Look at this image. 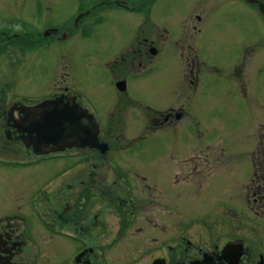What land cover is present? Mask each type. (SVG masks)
I'll return each mask as SVG.
<instances>
[{
  "label": "rangeland",
  "instance_id": "374dc122",
  "mask_svg": "<svg viewBox=\"0 0 264 264\" xmlns=\"http://www.w3.org/2000/svg\"><path fill=\"white\" fill-rule=\"evenodd\" d=\"M17 1L23 6L15 0H0V21L6 19L7 26L19 29L28 23L41 30L64 26L70 30L49 50L34 47L37 53L25 52L26 58L34 57L33 62H6L0 55V92H6V101L35 102L66 85L81 95L82 106L102 124H109L104 134L111 126L114 146L104 159L72 150L66 151L71 154L67 158H72L49 163H26L28 158L21 152L0 153V233L11 231L12 237L20 233L24 240L14 259L27 264H83V259L76 257L84 247L93 250L89 255L95 264H150L151 257L169 255L167 250L170 255L172 251L177 254L181 249V238L175 235L177 241L172 243L175 240L167 236L183 231L194 238H221L227 218L232 224L247 221L243 234L250 244L256 237L264 241V213H259L251 196L247 199L245 195L246 200L240 195L250 184L254 160L261 161L264 169V17L256 6L244 0H151L145 6L149 17L143 8L145 0H131L129 5L141 9L104 11L90 20L94 27L87 29L83 15L78 17L83 0ZM122 2L118 0L117 5ZM196 15L203 18L198 23L200 32L192 27ZM140 28H159L160 32L166 28L169 33H162L163 51L136 85L134 82V97L149 101L171 95L186 68L177 47L186 48L193 37L199 58L214 61L201 67L192 100L183 96L187 111L179 120L177 135L166 129L144 138L145 114L133 109L134 105L127 106L121 117L109 115L112 108L114 113L122 111L115 102L114 79L106 62L125 51ZM177 39L178 46L174 44ZM256 40L260 44L257 52L248 56L250 81L247 94H243L228 76L240 61L239 53L246 46L255 47ZM176 156L178 163L173 159ZM115 166L124 172V179L116 178ZM89 170L94 172L88 185L103 181V187L110 188L113 195L104 200L90 198L88 191H95L94 186L88 190L87 183H81V189L88 190L83 191V201L79 198L74 207L67 206L72 213L65 221L53 222L52 208L43 206V194L54 196L63 191L70 204L79 189L77 179ZM63 171L68 173L63 175ZM174 171H183L184 176L177 177ZM126 181L134 196L135 206L128 205L127 210L134 209L129 215L132 218L113 201L118 196L130 198L125 193ZM69 182L70 190L66 187ZM151 198L154 204L147 206ZM13 214L26 220L5 219ZM209 219L213 226L206 227ZM45 220L51 230L46 229ZM124 220L131 222L125 225ZM150 249L154 252L147 255Z\"/></svg>",
  "mask_w": 264,
  "mask_h": 264
},
{
  "label": "flooded vegetation",
  "instance_id": "af4514ba",
  "mask_svg": "<svg viewBox=\"0 0 264 264\" xmlns=\"http://www.w3.org/2000/svg\"><path fill=\"white\" fill-rule=\"evenodd\" d=\"M117 1L118 0H83V6L81 5L79 7L80 11L78 12L79 18H82L83 15V27L85 26L87 29L94 27L92 21L90 20L92 18H98L99 15L104 11L124 8L126 11L135 12L141 9L137 8L138 10H135L136 8L134 5H129V3L132 2L131 0H123L124 2L118 3V5ZM145 1L146 3L143 4V8L150 17V13L147 11L145 6L150 3L151 0ZM15 4L23 6L22 1L19 2L15 0ZM126 4H128V6ZM253 4L258 6L257 3ZM81 10H83V12ZM195 18L196 21L192 27L195 32H200L201 28L198 27V23H200L203 18L201 15H196ZM18 19H22V17ZM86 19H88L87 22ZM5 20L6 19L0 21V55L2 54V56L5 57L6 62H33L34 57L26 58L25 52L31 51V53H37L38 50L33 49L34 47H42L41 50L44 51L49 50L54 44L53 42L55 40L65 38L68 30H70L65 28L66 26L59 28L45 27L41 30L35 26H28L26 24L22 25V27L19 29H13L12 27L7 26V22H5ZM60 28H63L64 30H60ZM163 30L166 35L169 33L168 29L163 28ZM163 32H160L159 28L148 30L140 28L132 44H130V46L125 51L117 55L113 60L106 62V65L109 68L108 70L114 79L113 83L117 95L115 102L118 103V110L122 111L121 114L114 113L112 112V108L109 115L114 114V116L116 115L117 117H121L123 111L127 109V106L134 105L135 107L133 109H137V111L141 110V112L145 114L146 122L143 130L144 138L153 136L159 132H163L166 129L170 130V132L175 135L178 134V128L180 124L179 120L184 112L187 111L186 106L183 103V96L185 98L188 97V100L189 98L192 100V97L197 92L198 85L200 83L201 67L205 65V62H214L201 60L199 58L198 52H195V49L198 50L197 42L193 37V41L189 43L186 48H184L183 45H181V47H177L178 53L181 56L182 61L185 62L186 68L183 70L182 80L179 81L178 85L175 86L171 95H169L166 99L162 97L150 98L149 101H143L139 99V97H134V82L136 85L140 75L144 74L149 69L154 58L160 55L163 51L162 45L164 41L162 39H165L162 35ZM174 44L178 46L180 44V39L175 40ZM259 44L260 43H257L256 40V43L254 44L255 47H253V45H249V48L246 46L242 51V54L239 53L241 57L240 61L238 64L233 65L234 69L229 73L228 76V79L231 82L239 85L243 94H247V85L248 81H250L246 73V69L248 67L247 60H249L248 56L250 57L252 54L257 52V47ZM244 52L245 55H243ZM258 56L257 60H261L262 58L260 57V59ZM212 68H214L213 65ZM78 97L79 95L71 93L70 87L64 85L57 87L56 91L50 92L48 96L41 101L57 100L60 104H64L67 103L71 98L79 102ZM41 101L29 103L19 101L7 102L6 96L0 95V153L6 154L10 152L11 154H15L21 152L24 153L26 157L33 158L37 162L46 161L47 163L55 162V160L58 158L63 160L67 159V155L71 154H67L66 151L79 150L81 154L83 149L73 148L65 149L59 152H52L53 148H59L63 145L60 142H46L43 137L41 138L39 136V132L35 129L33 124H31V121L34 115V110L32 107L43 103ZM142 108H144L146 111H144ZM119 122H123V120L121 119ZM98 125V132L101 141L105 140V142L110 147L109 149H111L114 146L112 141L113 135L110 134L111 126H108L109 130L106 128L108 131L106 134H104V127H106L105 125L109 124H102L100 121H98ZM93 154L95 158L98 157L99 159H104L107 157L105 154H101L97 151H95ZM173 159L177 160V163L179 162L178 156L173 157ZM190 160L194 162L196 161L194 157H192ZM111 162L112 160H110V163ZM254 162L255 170L253 167V176L250 179V184L247 187V191L242 194L240 193V195H244V197L246 195L247 199L251 196L252 201L256 205V209L259 211V213H264V169L261 161L258 162L254 160ZM196 165L198 164L196 163ZM93 172L94 171L89 170L87 173H83V175H85L82 177L83 179L78 176L80 180H82L80 181L77 179V182L79 183V189L78 192L72 197L71 201L73 202L71 203L70 201V204L67 200L66 194L63 191L57 192L58 194L55 193L54 196L48 192H46L47 195H45V193L43 194V197L46 196V202L44 205H42L44 207L47 206L46 208H52L53 216L55 217L53 219L51 218L53 222H56L57 220L65 221L67 214L71 216L72 210L68 209L67 206L71 205V207H74L73 205L78 201L79 198H82L83 201V191H88L91 186H94L93 190L95 191H88L92 195L90 198L92 197L94 199L99 198L104 200L105 198L113 195L110 188L103 187V181H92L93 183L88 185L89 177L92 178ZM114 172L116 174V178L124 179L123 172ZM165 172H163V174ZM174 172L177 177L184 176L183 171ZM65 173V171L62 172L63 175ZM159 173L161 174V172ZM191 173L189 172V175ZM204 178H207V176ZM176 182L178 183L179 181L176 180ZM81 183H87L86 189L88 190L83 188L81 189ZM127 184H130V182H127ZM66 187L68 190H70V182L67 183ZM130 187L132 188L131 184ZM125 193L130 195V190H125ZM60 197L64 200L60 199ZM123 197L118 196L117 199H114L113 201L114 203L121 205L119 207H121L122 210L124 209L128 213V218H130L131 216L129 217V215L133 214L135 211L134 209H131V212L127 210H129L128 205L135 206L133 203L134 198ZM141 198H138L139 204H142ZM153 200L152 198L149 199V201L146 202V205L153 206ZM81 221H83V218L81 220L77 219L76 224H80ZM11 222L12 221H6L5 223ZM126 222L128 223L131 221L124 220L125 225ZM208 223L205 225L206 227L213 226L211 220H209ZM223 224L224 225L221 227H225L226 231L221 238H194L187 236L183 231H177L175 234L167 236L169 239L175 240L173 243L177 241L178 237V239L181 238L183 242L182 246L179 244L181 249L179 248L177 254H175V251H172V254L170 255V252L167 250L169 255L163 254L158 257H151L150 264H264V241L258 237L255 238V241L252 244L247 241L245 238L246 236L243 234V232L246 231V220L240 219L238 222L232 224V222L227 218ZM4 229L5 228L2 227L1 230ZM210 233L212 232L209 231L208 234ZM175 235L178 237L176 238ZM20 237V233L12 237L11 231H7L4 235H1L0 233V264H27L20 261L19 259H14L16 254L20 251L19 247L22 246L24 241L23 239L20 240ZM166 245L167 248L171 247L169 244ZM86 249L82 250L81 254L78 255L80 257H76V259H83V264H95L91 261L89 255L93 250ZM152 253L153 252L151 250L146 251L147 255H151ZM145 264L149 263L147 262Z\"/></svg>",
  "mask_w": 264,
  "mask_h": 264
},
{
  "label": "water",
  "instance_id": "95a60500",
  "mask_svg": "<svg viewBox=\"0 0 264 264\" xmlns=\"http://www.w3.org/2000/svg\"><path fill=\"white\" fill-rule=\"evenodd\" d=\"M259 6L264 14V4L260 3ZM35 110L37 117L35 123L39 129H42V131H38L39 136L43 137L46 142L61 141L67 143V145H88L89 147L105 148L104 145L97 142L94 127L89 125L86 120H83V109L78 105L46 102Z\"/></svg>",
  "mask_w": 264,
  "mask_h": 264
},
{
  "label": "bare ground",
  "instance_id": "6f19581e",
  "mask_svg": "<svg viewBox=\"0 0 264 264\" xmlns=\"http://www.w3.org/2000/svg\"><path fill=\"white\" fill-rule=\"evenodd\" d=\"M26 25H29V24L26 23ZM97 139H98V141H99V137H98V136H97ZM66 147H67V146H65V148H66ZM58 149H59V148H58ZM58 149H57V150H58ZM85 151H86L87 153L89 152L88 150H83V152H85ZM58 152H59V151H58ZM39 163H40V162H39ZM41 163H42V162H41ZM66 173H68V172H66ZM66 173H65V174H66Z\"/></svg>",
  "mask_w": 264,
  "mask_h": 264
}]
</instances>
